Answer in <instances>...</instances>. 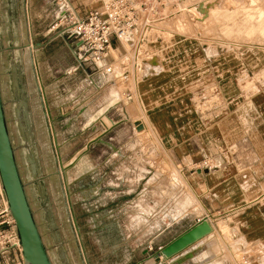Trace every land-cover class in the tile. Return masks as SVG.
Listing matches in <instances>:
<instances>
[{
    "label": "rangeland",
    "instance_id": "obj_1",
    "mask_svg": "<svg viewBox=\"0 0 264 264\" xmlns=\"http://www.w3.org/2000/svg\"><path fill=\"white\" fill-rule=\"evenodd\" d=\"M29 2L33 3L31 9ZM57 2L58 0H0V73L3 97L21 173L28 184V195L44 242L54 264H137L140 261V264H147L144 259L149 245L144 214L142 217L134 216L135 210L139 213L145 209L142 181L145 173L153 176L154 183L158 181L157 186L154 184L153 211L160 210V203H163L167 205L170 215H182L196 207V199L188 188V179L182 169L176 165L170 153L162 151V147L155 141L154 131L146 125L140 132L134 126V133L140 136L137 147L145 149L148 145V151H151L146 164L148 168H141L137 175V181L141 184H138L140 188L136 192L128 188L119 190L118 174L113 164L101 166L94 171L96 187L92 189L88 185L94 180L87 173L82 159L66 170L68 192L71 194L70 205L80 231V236L78 235L70 215L63 180L56 174L59 165L52 150L38 92L39 85L44 88L57 135L59 155L66 167L82 154L87 141L104 133L105 128L110 129L106 134L122 132L114 126L120 120L117 108L121 104L129 110L133 102L128 101L125 89L132 90V96L138 89V96L134 95L136 107L131 109L135 110L139 118H144L145 111L139 106L143 90L139 91L137 82L141 78L134 80L133 77H124L116 83L106 80L102 87L103 78L99 74H94L95 84H89L86 81L87 74H93V71L83 68L75 71L77 61L72 52L73 42L67 37H56V31L52 30V24L59 13ZM84 2L89 4L91 1ZM72 3L75 6L76 0H72ZM157 8L161 16L147 38L154 39V42L159 38L166 40L163 43H151L142 50L143 54L154 58V62L147 66L155 73L154 77H157L156 85L168 79L178 81L173 88L191 82V59L196 53L194 47L197 53L199 50L197 45H193L196 41L201 42L200 52L203 55L210 54L215 42H222L220 45L224 48L223 40L233 39L235 42L246 43L232 46L233 51L247 50L248 54L257 52L258 57L261 54V58H264V33L256 28L258 18L252 21L249 19L250 15L264 17V0H162ZM37 43L42 46L33 50H5L11 46L32 45L33 48ZM117 53L125 54L121 48L120 52L115 51L113 54L116 56ZM178 54L189 57L185 68L177 67V62L163 65L158 61L160 57ZM249 59L246 64L250 69L258 70L261 74L255 79L249 78L247 85L257 90L264 86V61L255 63ZM150 71L147 70L148 73ZM144 73H140V76ZM113 85L115 89H122V99L117 100L118 94L114 92L115 89L113 91ZM88 93V100L91 102L85 105L88 101L84 98L81 100V97H86ZM71 101L79 103L74 111V120L68 119L71 115H67V107L71 105ZM104 101H108V112L98 120L89 122L92 115L105 108ZM82 106L85 107L81 109ZM126 109L121 110L122 115ZM22 121L25 131L22 129ZM104 143L100 144V150H103ZM100 155V160L104 161V154L101 152ZM103 174H108L113 179L112 182L111 179L107 180L111 190L104 187L106 183H97ZM162 176L167 177V185H161ZM38 179L40 180L37 181ZM120 192L121 201L125 204L121 209L125 210L122 216L118 214L122 205L119 202ZM94 195L95 199H91ZM175 228L176 226L168 231V238L166 232L159 240L164 242L174 237ZM230 240L228 238L229 243ZM217 241L221 242L219 239ZM81 248L84 249V255ZM239 259L238 255H234V260Z\"/></svg>",
    "mask_w": 264,
    "mask_h": 264
},
{
    "label": "crops",
    "instance_id": "obj_2",
    "mask_svg": "<svg viewBox=\"0 0 264 264\" xmlns=\"http://www.w3.org/2000/svg\"><path fill=\"white\" fill-rule=\"evenodd\" d=\"M90 1L88 4L84 0H76L75 6L81 15L99 6L98 0ZM29 7H33L32 2H29ZM160 40L155 39L156 42L150 44L163 43L166 39ZM223 41L224 48H221L222 42H215L213 50L207 55L200 52V41L193 44L199 50L197 53L194 47L196 53L191 59L193 78L185 85L173 88L178 83L173 82V79L156 85L157 77H154L155 73L147 66L142 80L137 82L139 91L143 90L139 106L145 111L144 118H139L135 110L131 109L136 107L134 95L138 96L137 89L133 93L134 100H128L133 101L129 110L121 104L117 108L120 120L114 126L122 132L106 134L110 129L105 128L104 133L87 141L80 154L92 179L98 168L113 164L118 174L119 190L128 188L136 192L140 188L138 184H141L137 181V175L141 168H148L146 164L151 152L148 151V145L145 149L137 147L140 136L134 133V126L139 123L143 126L141 131L146 125L154 131L153 136L162 151L170 153L187 177L189 182H186L194 194L196 207L182 215L172 216L163 203H160V210L153 211V190L158 181L154 183L153 176L147 173L144 175L145 209L139 213L135 210L134 216L142 217L144 214L149 245L144 259L147 264H264V86L257 90L248 87V79H255L261 72L251 70L246 64L249 58L255 63L263 62L264 58H261V54L259 58L257 52L248 54L247 50L233 51L232 46L246 44L243 41ZM117 54L120 64L123 60L124 63L127 62L126 54ZM189 60L184 54L158 59L163 65L177 62L179 68H185ZM152 62L154 61L150 63ZM91 75L93 74H87L86 78L89 84H93L92 80H95L94 75ZM102 78L104 87L107 79ZM129 91L132 93L129 88L125 89V95ZM114 92L118 94L117 100L122 99V89L117 87ZM88 97L89 93L86 97H81V100L84 98L88 101L85 105L91 102ZM108 101H104L105 108L100 110V117L108 112ZM70 104L67 115H71L68 119L74 120V111L79 103L71 101ZM122 109H126L124 115L121 114ZM96 138L100 141L93 143ZM103 142V150H100ZM101 152L104 154V161L100 160ZM114 158L117 159L113 161ZM207 159L211 160L210 169L201 165ZM108 179L113 181L108 174H103L97 183H106L104 187L111 190L107 185ZM93 180L88 185L89 189L96 187V180ZM160 182L161 185H167V177L162 176ZM120 196L121 192L119 202L122 205L118 214L122 216L125 210L121 209L125 204ZM95 197L96 195L91 199ZM4 207L6 201L0 185V210ZM202 219H207L211 224V234L172 260L153 259L160 247L166 246ZM174 226V237L164 242L159 240ZM223 229L226 231H222ZM169 235L168 232L167 238ZM228 238L231 239L230 243ZM234 255L239 256V261L234 260ZM140 263L142 261L137 264Z\"/></svg>",
    "mask_w": 264,
    "mask_h": 264
},
{
    "label": "built area",
    "instance_id": "obj_3",
    "mask_svg": "<svg viewBox=\"0 0 264 264\" xmlns=\"http://www.w3.org/2000/svg\"><path fill=\"white\" fill-rule=\"evenodd\" d=\"M159 2L162 0H98L97 8L81 15L71 0H58L59 13L52 30L56 31V37H67L73 42L75 71L90 69L93 75L99 74L112 83L124 77L136 80L143 77L145 73L142 76L140 73L154 60L142 50L154 42L147 35L161 16ZM120 48L128 56L126 63L120 64L118 55L113 54L120 52ZM130 92L126 95L128 100L133 98ZM201 165L212 168L209 159ZM14 229V221L4 207L0 210V264H22Z\"/></svg>",
    "mask_w": 264,
    "mask_h": 264
},
{
    "label": "water",
    "instance_id": "obj_4",
    "mask_svg": "<svg viewBox=\"0 0 264 264\" xmlns=\"http://www.w3.org/2000/svg\"><path fill=\"white\" fill-rule=\"evenodd\" d=\"M42 44L37 43L35 47H41ZM30 48V45L22 47L11 46L6 48V51H15L16 49ZM1 53V50H0ZM38 92L42 100V108L46 119L49 135L52 141V150L55 155L56 163L59 168L57 176L63 180L65 196L69 203L71 210V218L75 229L80 236V231L77 226L76 218L72 213L71 194L68 192V184L66 181V170L72 168L81 158L79 155L67 167L64 165L59 155V145L57 135L53 127V119L50 114L44 88L39 85ZM23 131H25V124L21 123ZM141 126L136 124L138 128ZM95 139L93 143L99 142ZM32 166L35 164L32 161ZM38 179L37 181H39ZM36 181V182H37ZM0 185L1 190L6 201L7 210L14 221V232L21 249L22 264H54L49 248L44 242L40 226L38 224L36 213L32 207L27 187L28 184L24 181L21 173L20 165L17 158L16 147L13 143L10 132L9 121L6 113V105L3 97L2 81L0 73ZM212 233V226L207 219L198 221L196 225L182 233L173 241L164 247H160L153 255V259L162 258L164 260H172L175 256L181 254L189 247L193 246L206 236ZM81 253L84 255V249L81 248ZM87 262V260H85ZM88 264V262H87Z\"/></svg>",
    "mask_w": 264,
    "mask_h": 264
},
{
    "label": "bare ground",
    "instance_id": "obj_5",
    "mask_svg": "<svg viewBox=\"0 0 264 264\" xmlns=\"http://www.w3.org/2000/svg\"><path fill=\"white\" fill-rule=\"evenodd\" d=\"M27 9V8H26ZM28 16V15H27ZM255 18H258V24H257V26H256V28L257 29H260V30H262V32L264 33V17L262 18V16L261 15H259L258 17H256V16H254V15H250L249 16V19L252 21L253 19H255ZM256 28H254L255 30H257ZM252 30V29H251ZM250 31V30H249ZM261 32V31H260ZM252 33V32H251ZM30 48L33 50L34 49V46H33V48H32V45H30ZM112 92V91H111ZM111 94V93H110ZM109 94V95H110ZM113 94V93H112ZM115 94V93H114ZM101 114H102V111H99V112H97V114L96 115H93L90 119H89V122H93V121H96V120H98L99 118H100V116H101ZM143 129V126L141 125V126H139L138 128H137V130L138 131H141ZM7 207V206H6ZM17 244H18V246H19V243L17 242Z\"/></svg>",
    "mask_w": 264,
    "mask_h": 264
}]
</instances>
